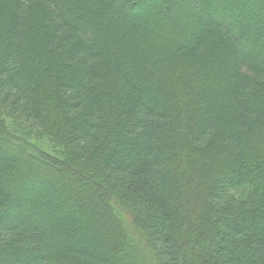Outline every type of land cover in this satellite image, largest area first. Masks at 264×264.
Segmentation results:
<instances>
[{"label": "trees", "instance_id": "obj_1", "mask_svg": "<svg viewBox=\"0 0 264 264\" xmlns=\"http://www.w3.org/2000/svg\"><path fill=\"white\" fill-rule=\"evenodd\" d=\"M155 1L0 0L1 264H264V29Z\"/></svg>", "mask_w": 264, "mask_h": 264}, {"label": "rangeland", "instance_id": "obj_2", "mask_svg": "<svg viewBox=\"0 0 264 264\" xmlns=\"http://www.w3.org/2000/svg\"><path fill=\"white\" fill-rule=\"evenodd\" d=\"M139 1L140 0H133V3H138ZM165 1H167V2H165ZM223 1H224V4H222V6L224 7V9L226 8V9L230 10V9L234 8L236 10V11L234 10V13L232 15H234V14L236 15V12L238 10L245 11L244 12L245 14L247 13V17L250 19V25L247 27V30H244L242 35L250 34L251 31H252V28L254 26V23H257L259 26L262 27V29H264V0H244L245 1V3L243 4L244 6L243 5H239L237 2H235L237 0H223ZM231 1H234V2H231ZM182 2H183V0H156L155 2H150L149 5H147L146 8L141 9V11L139 10L136 17H142L143 19L146 17L147 19H149L148 26H147V24L143 25V26H144V31L146 32V34L150 35L151 33L158 32V30H160V28H157V25H159V24H156L157 21L161 20L159 18H156V16L159 15V14L155 15L156 14V12H155L156 11L155 10L156 9L155 8L156 4L157 3L160 4V6H161L160 10L162 9L161 12H162L163 15H166V16L168 15V16H170L171 19L173 18V19L176 20L177 18L180 19L181 18V14H183V13L186 14V15H189L187 13L188 11L185 8L184 9L182 8L183 7L182 6ZM203 2H207V4L210 5L211 0H203ZM167 3H168V5L166 6ZM227 6H229L230 8L227 7ZM168 7H169V9H167ZM255 7L259 9L258 10L259 13L255 10ZM128 10L129 9H127V8L125 9L124 8V11H128ZM230 11H232V10H230ZM178 12H180V15L177 16ZM131 14L132 13H130V11H129L126 14L127 15L126 17H124L122 15H119L118 16L119 17V22H121L123 20H126L129 17H131V16H134L133 14L132 15ZM187 18H188V16H187ZM214 19L219 21L218 17H214ZM233 19L235 20V18H233ZM235 21H238V20H235ZM238 22H240V21H238ZM196 23H198L199 25L202 24V20L200 18H197V16H196ZM86 37H88L89 39H95V36L93 35V33L86 34ZM256 47H260L262 49L261 45L258 42H256ZM125 67L128 70V73L130 75L131 74H133L134 76L137 75L136 74V70L133 68V66H131V64L126 63ZM45 142H46V140H45ZM46 146L44 144H40V147L42 148V151H46L48 153L51 152L52 146H50L49 143H46ZM54 209L57 210V206H55ZM90 221L91 220L85 218L83 220V222H84L83 223V227L86 226L90 230V232H91V234H90L91 235V240L93 238V241L95 243L98 242L99 244H101V247H102L103 242H105V240H102V239L104 238L105 235L104 234H99V233L97 234V232L94 230L95 229L94 226L93 225L91 226ZM98 235H99V239L101 238L100 240H102V241H100L98 239ZM131 239L134 240L133 238H131ZM109 251L110 250L108 249L107 252L110 255L111 253ZM128 253H129V251L127 250V247H126L125 251H122V253L119 254L118 256H116V257L112 256L113 257L112 258L113 259V263L112 264H135L134 260H132L129 257ZM4 254L7 255L6 252ZM116 258H118V259H116Z\"/></svg>", "mask_w": 264, "mask_h": 264}]
</instances>
